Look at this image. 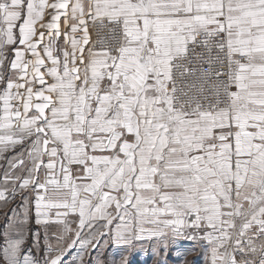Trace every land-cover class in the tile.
<instances>
[{
  "label": "snow or ice",
  "instance_id": "1",
  "mask_svg": "<svg viewBox=\"0 0 264 264\" xmlns=\"http://www.w3.org/2000/svg\"><path fill=\"white\" fill-rule=\"evenodd\" d=\"M0 207V264H264V0H0Z\"/></svg>",
  "mask_w": 264,
  "mask_h": 264
},
{
  "label": "rangeland",
  "instance_id": "2",
  "mask_svg": "<svg viewBox=\"0 0 264 264\" xmlns=\"http://www.w3.org/2000/svg\"><path fill=\"white\" fill-rule=\"evenodd\" d=\"M3 212H0V228L5 227L7 220L5 219V216H3ZM29 239L28 244L30 246L32 245V233L39 232L41 234V245L44 243V233L48 232L49 234L55 233L58 231V226L51 224L47 228H45L43 225H38L34 223V219L30 221L29 227ZM103 242L101 241V245ZM194 245L189 240H184L182 242L181 247L183 248H192ZM195 247H199L198 245H195ZM117 246L110 245L106 250L104 255H99L96 252L92 253L91 261L92 264H96L97 260L100 261V264H109V261L112 259L113 253L116 252ZM39 254V253H38ZM73 255H75V252H73ZM177 255V252L173 251L172 256L174 257ZM188 259L191 260L193 257H198L196 260V264H203L204 257L199 256L198 252H189ZM164 254L161 252L160 256H156L154 253V248L150 245V243L145 240L143 243H138L137 246L132 250V253L129 256V259L131 260V264H156L157 260H163ZM169 264H173L171 260H169Z\"/></svg>",
  "mask_w": 264,
  "mask_h": 264
},
{
  "label": "crops",
  "instance_id": "3",
  "mask_svg": "<svg viewBox=\"0 0 264 264\" xmlns=\"http://www.w3.org/2000/svg\"><path fill=\"white\" fill-rule=\"evenodd\" d=\"M18 203H19V200H17V203H14V204H11L10 205V207L11 208H13V209H15V208H17V206H18ZM7 211V208H4V207H0V212H3V216H5V212ZM8 215H9V217L12 215L11 213H8ZM34 223H35V220H34ZM54 224V223H53ZM35 225H36V223H35ZM51 225V224H50ZM54 225H56V224H54ZM7 226V223H6V225H5V227ZM41 226V225H40Z\"/></svg>",
  "mask_w": 264,
  "mask_h": 264
}]
</instances>
